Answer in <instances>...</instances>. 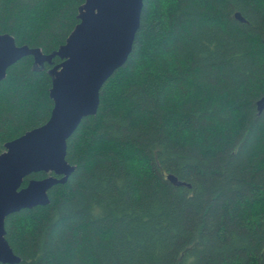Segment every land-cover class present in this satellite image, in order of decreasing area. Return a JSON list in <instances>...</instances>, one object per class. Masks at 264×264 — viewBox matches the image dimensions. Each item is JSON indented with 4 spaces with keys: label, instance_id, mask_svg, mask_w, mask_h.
I'll return each instance as SVG.
<instances>
[{
    "label": "trees",
    "instance_id": "trees-1",
    "mask_svg": "<svg viewBox=\"0 0 264 264\" xmlns=\"http://www.w3.org/2000/svg\"><path fill=\"white\" fill-rule=\"evenodd\" d=\"M84 2L0 0V33L50 54ZM61 61L8 68L0 154L49 120ZM263 97L264 0H144L132 53L67 141L75 170L6 218L16 264H264Z\"/></svg>",
    "mask_w": 264,
    "mask_h": 264
},
{
    "label": "water",
    "instance_id": "water-1",
    "mask_svg": "<svg viewBox=\"0 0 264 264\" xmlns=\"http://www.w3.org/2000/svg\"><path fill=\"white\" fill-rule=\"evenodd\" d=\"M143 6L144 0H85L80 22L66 43L50 54L40 47L18 45L13 35L0 33V81L25 56L32 55L41 68L52 64L56 56L62 59L48 69L54 101L49 120L7 142L0 154V264L22 260L7 240L6 218L22 209L48 205L49 191L66 183L75 170L67 160V141L85 117L97 114L102 87L127 62L141 26ZM234 16L248 22L240 11ZM257 106L259 112L264 109V97ZM41 171L50 174L31 178L23 186L26 177ZM167 179L176 186L191 187L173 173Z\"/></svg>",
    "mask_w": 264,
    "mask_h": 264
}]
</instances>
